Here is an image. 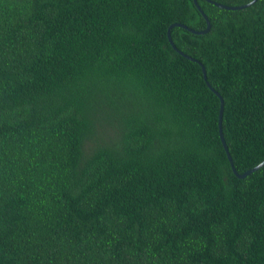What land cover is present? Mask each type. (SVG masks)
I'll return each mask as SVG.
<instances>
[{
	"label": "trees",
	"instance_id": "trees-1",
	"mask_svg": "<svg viewBox=\"0 0 264 264\" xmlns=\"http://www.w3.org/2000/svg\"><path fill=\"white\" fill-rule=\"evenodd\" d=\"M251 2L0 0V264H264Z\"/></svg>",
	"mask_w": 264,
	"mask_h": 264
},
{
	"label": "water",
	"instance_id": "water-1",
	"mask_svg": "<svg viewBox=\"0 0 264 264\" xmlns=\"http://www.w3.org/2000/svg\"><path fill=\"white\" fill-rule=\"evenodd\" d=\"M256 1H257V0H252V2H251L250 4H248V5H244V6H241V7H226V6H222V5H218V4H216V6H217L218 8H220V9H223V10H241V9L246 8V7H249L250 5L254 4ZM194 2H196V0H194ZM202 14H203V13H202ZM203 16H204V14H203ZM204 18L206 19L205 16H204ZM206 22H207V27H206V29H205L204 31H202V32H194V31H192V32H194L195 34H206V33H208V31H209V29H210V25H209V22H208L207 19H206ZM175 26L183 27V28L186 29V27L183 26V25H180V24H174V25H172V26L169 28V30H170L171 28L175 27ZM169 30H168V32H167V39H168V41H169L171 47H172L173 49H175L174 44L172 43V40H171V38H170V31H169ZM188 30H189V29H188ZM189 31H191V30H189ZM175 50H176V49H175ZM179 53H180V52H179ZM180 54H181L182 56H184L185 58H187V59H189V60H191V61H194L193 59H191V58H189V57L183 55L182 53H180ZM197 63H198V62H197ZM198 65L201 67L202 74H203V79L206 81V71H205V68H204L200 63H198ZM206 83H207V82H206ZM207 86H208V87L210 88V90H211L213 93H215L216 96L220 99V110H219V118H218L219 135H220V140H221V143H222V145H223L224 151H225V153H226L227 159H228V161H229L230 167H231V169H232L234 175H235L237 178H239V179L245 178V177L248 176L249 174H251V173L257 171L259 168H261V167L264 165V160L262 161L261 164L257 165V166H256L255 168H253L252 170L246 171V172L243 173L242 175L237 174V172L235 171V169H234V167H233L232 159H231V157H230V155H229V153H228V149H227V147H226V144H225V142H224V138H223V135H222L221 123H222L223 101H222V99L220 98V96H219L216 92H214V90L209 86L208 83H207Z\"/></svg>",
	"mask_w": 264,
	"mask_h": 264
}]
</instances>
